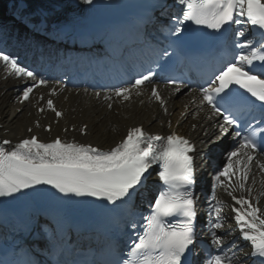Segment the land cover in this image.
<instances>
[{"label":"snow or ice","instance_id":"6c2138e0","mask_svg":"<svg viewBox=\"0 0 264 264\" xmlns=\"http://www.w3.org/2000/svg\"><path fill=\"white\" fill-rule=\"evenodd\" d=\"M86 2L90 3L91 0ZM178 2L184 8L182 18L175 19L176 33L181 31L180 25L185 21L206 25L214 30H221L230 23H248L264 32V0ZM237 17L246 19L241 21ZM235 35L246 37L243 30L237 31ZM238 47L249 51L247 54L241 51L234 60L218 70V74L207 86L200 89L201 105L207 104L216 115H221L223 110L224 122L219 125L221 136L227 135L230 127L238 123L229 106L234 99L229 96L231 86H239L264 106V79L261 78L264 71L254 75L255 69L251 67L257 61L264 65V44L256 46L252 40L245 38V42ZM167 55L165 51L164 56ZM0 62L16 76H26L36 81L35 73L21 66L15 57L0 51ZM152 75L149 71L136 79L131 88L116 89L115 95L124 100L130 99L133 90L139 95V88L150 81ZM47 83V80L40 79L32 86H26L23 99L30 98L34 87ZM151 91L152 96L164 105L165 101L157 87L153 86ZM105 99L111 97L106 96ZM46 107L54 111L56 116L62 115L56 111L52 99L47 100ZM192 127L195 128L196 125L193 124ZM260 131L264 134V129ZM234 135L240 138L241 131H235ZM255 135L256 132L253 131L239 140L238 146L228 154V163L215 179L234 201V220L239 226L243 241L251 243L250 255L264 258V209L258 203L264 192L253 197V188L248 186L254 161L259 170L264 172V163L254 155L256 151H264V135L260 143L252 138ZM2 143L7 145L10 141L4 140ZM194 151L193 143L175 131L167 136H160L147 133L142 127L130 128L124 139L106 151L92 145L62 141L60 137L45 143L36 136H31L21 139L10 151L0 148V196L10 195L32 185L47 184L60 193L104 197L114 202L129 197L141 184L145 174L153 165H157L160 169L157 176L167 186V191H161L150 204V215L144 218L147 220L144 234L138 237V242H134L133 253L137 259L125 260L124 264H183L182 258L190 246L196 243L197 238V200L190 190L195 183ZM233 158H236L235 161ZM234 164L238 167L234 168ZM236 192L241 195H235ZM221 204L219 200L214 205L209 203V214L214 211L217 221H209V234L217 246V254L210 255L207 264H238L235 256L227 255L225 241L215 231L223 227L220 222L223 215ZM177 217L180 219H176ZM132 226L136 227L135 224ZM233 247L238 248L239 245L233 243Z\"/></svg>","mask_w":264,"mask_h":264},{"label":"bare ground","instance_id":"6f19581e","mask_svg":"<svg viewBox=\"0 0 264 264\" xmlns=\"http://www.w3.org/2000/svg\"><path fill=\"white\" fill-rule=\"evenodd\" d=\"M158 91L165 101L164 105H161L152 96V92L149 89L139 90V95L136 94V91H132L131 97L128 100L111 95V99L107 102L95 101L96 97H92L91 94L85 91L69 90L66 93L64 91L62 94H59V99H62V97L66 98L58 105L64 110L67 119H73L70 121L82 119L91 123L87 137L99 146H105V143H112L119 136L120 132L128 127L139 125L146 132L150 131L161 134H166L173 128L179 129L181 133L194 141L195 149L197 150L203 148L205 143L211 141V138L212 140L218 138L219 132L216 126H213L211 123L208 125L204 112L200 107L197 108L196 103L191 102V98L185 96L173 98L169 91L161 88ZM6 98V96L0 94V111H3V106H5V111L14 108L13 102H7ZM44 100L45 98L42 99L41 103ZM33 102L37 101H30L28 104L30 114H27V117L22 119H25L24 123L27 125L30 124L32 118H37L39 115L35 114L30 106ZM109 104L112 106L109 107ZM17 108L15 107V109ZM49 114L50 112L45 113V116L49 118ZM8 118L6 119L7 121ZM22 120L16 119L14 124L19 128ZM193 124L196 125L195 128L192 127ZM207 125L211 128L207 129ZM209 137L210 139H208ZM248 186L253 188V197L264 192V174H261L257 169H253L250 173ZM236 193L241 195L240 192ZM258 203L264 209V196H260ZM228 255L235 256L238 264H240V254L228 252Z\"/></svg>","mask_w":264,"mask_h":264}]
</instances>
